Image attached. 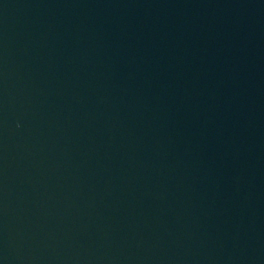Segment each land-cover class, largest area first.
<instances>
[{
    "label": "water",
    "instance_id": "95a60500",
    "mask_svg": "<svg viewBox=\"0 0 264 264\" xmlns=\"http://www.w3.org/2000/svg\"><path fill=\"white\" fill-rule=\"evenodd\" d=\"M0 264H264V0H0Z\"/></svg>",
    "mask_w": 264,
    "mask_h": 264
}]
</instances>
